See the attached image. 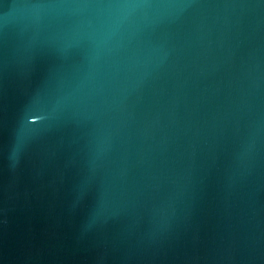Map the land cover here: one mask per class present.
I'll return each mask as SVG.
<instances>
[{"label":"water","instance_id":"water-1","mask_svg":"<svg viewBox=\"0 0 264 264\" xmlns=\"http://www.w3.org/2000/svg\"><path fill=\"white\" fill-rule=\"evenodd\" d=\"M0 264H264V0H0Z\"/></svg>","mask_w":264,"mask_h":264}]
</instances>
